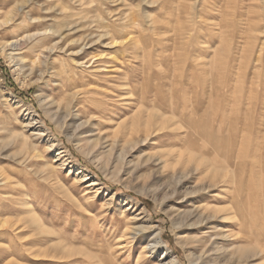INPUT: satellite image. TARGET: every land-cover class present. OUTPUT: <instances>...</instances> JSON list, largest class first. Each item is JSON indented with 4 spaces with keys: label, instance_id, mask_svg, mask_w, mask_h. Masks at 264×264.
<instances>
[{
    "label": "rangeland",
    "instance_id": "374dc122",
    "mask_svg": "<svg viewBox=\"0 0 264 264\" xmlns=\"http://www.w3.org/2000/svg\"><path fill=\"white\" fill-rule=\"evenodd\" d=\"M31 29L63 38L25 76ZM0 232V264H264V0H0Z\"/></svg>",
    "mask_w": 264,
    "mask_h": 264
},
{
    "label": "bare ground",
    "instance_id": "6f19581e",
    "mask_svg": "<svg viewBox=\"0 0 264 264\" xmlns=\"http://www.w3.org/2000/svg\"><path fill=\"white\" fill-rule=\"evenodd\" d=\"M21 8H23V7H21ZM21 8L19 7V9H21ZM129 24H131V23H129V21H128V23H126L125 26H128ZM42 29L41 30H32L31 29V30H28V31L26 30V31H24L23 35L21 36V39H18L15 42L6 43L4 45V49L6 48L5 50H6L7 54H8V56L10 57L11 61L14 63L13 65L16 67V70L19 71V73H22V75H25V76H30L31 75V76H33L34 74H36V70H35L36 68L35 67L37 65H39L40 63L41 64L43 63L44 65H47V63L52 58V55L55 53V51L60 48L59 47L60 40L59 41H56V40L58 39V37L59 38L62 37V32H61L62 30H58L57 29V30H53L51 34H46L47 31H46V33L45 32H42L43 31ZM47 29L48 28H46V30ZM69 29H70V27H69ZM107 34H109V33H107ZM89 44H90L89 41H85L84 43H81L80 44V50H78L77 52H82L83 50H85V48L87 47V45L89 46ZM25 55L28 56L29 61H30V64L23 61V60H25V59H23ZM75 61H76V59H75ZM70 78L71 77H69V83H66L65 82L64 88L66 87L67 90H73L78 85V81H77L76 77H72V79H70ZM39 79L42 80V76ZM80 93H81L80 91H74V92H72V94H69L67 96V98H64L62 101H59L60 103L58 104L59 106H58L57 110L58 109H61L62 107H64L65 109L70 110L71 109V106H72V104H73V102L75 100V98ZM51 105H53V104L50 103L49 104V107ZM122 123L123 122H118L117 123V128H115V130H113V132H115V133L118 134L119 129L124 124V123L123 124ZM85 126H86V122L85 121H84V123H81L79 125V127H81V128H84ZM129 134H132V132L129 133ZM221 211H223L221 207H214L213 208V213H209V214L208 213L207 214L206 213H203V219L202 220H205V219L208 220L210 218H216L218 212H221ZM228 213H230V211ZM151 231H152L153 234L155 233L154 235H155V238H156V242L159 243L160 242V236H159L158 230H154L153 229ZM2 233L3 232H0V234H2ZM14 236H16V235H14ZM227 236H228V234H227ZM2 253L4 254V252H2ZM7 253H9V252H7ZM7 253H6V255H7ZM7 258H8V256H7ZM1 259L4 260V255L1 256Z\"/></svg>",
    "mask_w": 264,
    "mask_h": 264
},
{
    "label": "trees",
    "instance_id": "16d2710c",
    "mask_svg": "<svg viewBox=\"0 0 264 264\" xmlns=\"http://www.w3.org/2000/svg\"><path fill=\"white\" fill-rule=\"evenodd\" d=\"M20 95H23V92H19L18 90H16Z\"/></svg>",
    "mask_w": 264,
    "mask_h": 264
}]
</instances>
